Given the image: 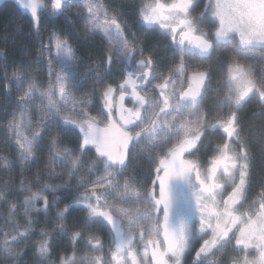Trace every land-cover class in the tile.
<instances>
[{"label": "snow or ice", "instance_id": "6c2138e0", "mask_svg": "<svg viewBox=\"0 0 264 264\" xmlns=\"http://www.w3.org/2000/svg\"><path fill=\"white\" fill-rule=\"evenodd\" d=\"M16 3L29 15L39 43L35 59L22 63L5 85L7 92L13 86L17 92L16 107L0 125L15 159L0 153V170L10 176L13 166L21 173L36 169L35 189L21 179L19 190L30 194L18 204L11 199L12 181L0 186V202L7 207L0 264H188L186 256L191 264H264V121L246 124L238 115L253 96L264 109V69L257 74L241 62L257 57L259 49L264 63V0H207L198 16L193 12L199 0H141L134 6L140 28L161 32L174 49V59L163 69L152 53L145 54L122 3ZM74 10L86 34L106 44L104 58L90 62L86 73L68 36L55 31L40 36L42 14L59 18ZM206 23L208 30L202 27ZM223 45L232 47L226 53L223 95L217 93L212 115L205 110L212 73L193 67L186 57L208 60ZM34 65L46 69V80L32 74ZM4 76L9 79L7 71ZM89 79L92 91L83 92ZM258 115L264 117V111ZM55 129L69 142L53 134ZM216 131L222 142L206 145L205 134ZM142 158L150 164L147 180L140 176ZM77 211L83 216L69 225ZM40 215L54 217L53 227L40 229L32 244L33 217ZM93 225L107 230V242L89 231ZM52 233L67 238L70 256L51 258ZM81 240L99 255L78 259ZM230 246L238 255L217 257Z\"/></svg>", "mask_w": 264, "mask_h": 264}, {"label": "trees", "instance_id": "16d2710c", "mask_svg": "<svg viewBox=\"0 0 264 264\" xmlns=\"http://www.w3.org/2000/svg\"><path fill=\"white\" fill-rule=\"evenodd\" d=\"M134 0H111L112 3L120 4L122 3L126 8L125 17L132 26V30L138 31V34L142 37L145 43L151 44H163V40L152 32H142V28L139 26V22L136 21L134 6L137 3L132 2ZM71 21V23H69ZM52 31L61 33L62 35L68 36L73 47L77 50V54L82 58L80 60V69L88 70L90 62L92 64L99 63L104 57L103 52L106 49V44L100 40L99 37H93L90 34H86V29L83 23L77 21L76 11L68 13L67 16H61L59 18L55 17H45L42 15L40 36L47 38L48 34ZM5 36L8 37L7 42H5ZM139 36V35H138ZM75 37H78L76 39ZM38 40L35 34L31 30L30 17L26 14L16 3V0H0V53L3 54V59H0V125L5 122V115L15 108L14 101L16 100V90L13 86L11 92H7L5 89L6 84H11V73L18 69L22 63H26L29 60H34L37 54ZM88 65V66H87ZM6 66V68H5ZM7 71L9 79L6 80L4 73ZM32 74L38 78L46 80V69L34 65L32 68ZM101 75H104L103 73ZM89 83V82H88ZM99 87V85H97ZM85 87L89 88L86 83ZM97 87V88H98ZM1 132V127H0ZM59 133L63 142L68 143L69 141L64 138L63 130L55 129L53 134ZM75 136V133H73ZM71 146V145H70ZM0 153L5 155H10L12 159H15V150L8 144H5L1 140L0 133ZM47 158V152L41 154L40 159L45 161ZM58 172H63V169L57 168ZM35 172L36 169H26L21 173L20 169L13 166L11 170V175H5L2 170H0V186H3L6 181L11 180L15 187L12 190L11 199L16 201L18 204L22 202L25 195L30 193L21 192L19 190V181L21 179L26 180L29 184L33 185L35 189ZM64 180H67V176H64ZM74 180V179H73ZM73 180L70 183H73ZM61 180H56L55 183H61ZM61 195V193H57ZM51 196L49 199L51 200ZM67 201H65L66 203ZM62 206V205H61ZM37 207H42V205H37ZM22 211V209H21ZM7 216V207L0 202V226L5 223L4 217ZM45 218L44 216H34L33 219L36 221V228L34 231V237L38 234L40 229H46L49 231V223L51 219ZM20 223L24 222L23 216L17 217ZM45 219H48V223H43ZM62 242H59L61 244ZM56 245V242L54 241ZM53 247V251H58L60 247ZM71 248V247H70ZM66 252V256H69L72 250ZM61 250V249H60ZM59 250V251H60ZM77 252V250H76ZM65 254V253H64ZM31 255V253H29ZM58 256H56L57 259ZM52 259L54 256L52 255ZM55 259V260H56Z\"/></svg>", "mask_w": 264, "mask_h": 264}, {"label": "flooded vegetation", "instance_id": "af4514ba", "mask_svg": "<svg viewBox=\"0 0 264 264\" xmlns=\"http://www.w3.org/2000/svg\"><path fill=\"white\" fill-rule=\"evenodd\" d=\"M133 31H135V29ZM143 31L152 32V33L156 34L159 37V39L163 40V44L145 43V41H143L140 34H138V31H135L137 33V37L139 38V40L143 44V47L145 49V54L147 55L148 53H152L154 56V59H156L158 62L157 66L159 68L163 69L166 65H169L170 62L174 59V57H175L174 49L170 46L167 36L163 35L161 32H159V31H146L145 29H143L141 33H144ZM222 47L223 48L218 49V51L216 53H214L212 55V57L208 60L200 59L199 57H186L187 63L191 64L193 67H200L201 70H209L212 73L213 79L211 82V90L208 94L207 100L205 101V110L209 111L210 114H212V115H214L216 112V109L212 108L211 106L216 103L217 93L219 92L221 98L223 95V90L221 88V85L223 83L224 74L226 71V61H227L226 53H228V51H225V49H227L228 47H227V45H223ZM224 47H227V48H224ZM247 62H249V61L247 60ZM243 63H244V61H243ZM245 64L250 65L248 63H245ZM250 66L254 69V66L252 64ZM260 66H262V65H260ZM257 74H258V72H257ZM126 103H128V102L126 101ZM128 106L131 107V104L128 103ZM227 111H228L227 108L223 109V113H227ZM262 111H264V109L261 108L260 101H259L258 97L253 96L248 101V103L245 105L243 111L241 113H239L238 115H241L244 118V122L246 124H255V125L259 126L260 123L262 121H264V117L258 115V113H260ZM205 135L208 137V140L205 141L206 145L211 143V145L214 146L215 144L220 143L223 140V136H222L221 132H219V131L207 132ZM208 154H211L210 148L208 149ZM204 157H205V153L201 152L200 158L202 159V161H203ZM93 159H94V156H93ZM140 166H141L140 176L143 179L147 180L148 175H149V168H150V164L147 161V159L142 158L140 160ZM255 171H256L257 175H259V173L261 171L259 158H258V162H257V166H256ZM254 196H255L254 192L250 193L249 199L251 200Z\"/></svg>", "mask_w": 264, "mask_h": 264}, {"label": "rangeland", "instance_id": "374dc122", "mask_svg": "<svg viewBox=\"0 0 264 264\" xmlns=\"http://www.w3.org/2000/svg\"><path fill=\"white\" fill-rule=\"evenodd\" d=\"M132 2H134V3H137V4H139L140 2H141V0H134V1H132ZM207 2V0H199V3H200V7H198L194 12H193V15L194 16H198L199 14H200V12H202L203 11V5L205 4ZM76 11V10H75ZM42 15H44V14H42ZM135 17H136V15H134ZM126 18V17H125ZM136 21H137V19H136ZM130 24V23H129ZM202 27H204V29L205 30H208V24L206 23V24H204V25H202ZM228 47V48H227ZM227 47H224V48H227V49H225V51H228V53L230 52L229 50H230V48L232 47L231 45H227ZM221 48H223L222 46H221ZM257 51V53H258V55H257V57H249V58H242L241 59V62L243 63V61H244V63H248V64H252L253 66H254V69L259 73V71L261 70V69H264V63H262L261 62V60H260V58H259V54H260V51L261 50H259V49H257L256 50ZM247 60L249 61V62H247ZM252 60V61H251ZM260 65H262V66H260ZM88 66V65H87ZM82 69H80V71H81ZM82 72V71H81ZM83 72H87V70H83ZM102 74V73H101ZM113 75L115 76V78L116 79H119L120 77H119V75H118V73L116 72V71H114V73H113ZM89 82V83H88ZM88 85H89V90H88V87H85L84 89H83V92H91L92 91V84H91V80L89 79L87 82H86ZM96 87H98V86H96ZM16 90V89H15ZM82 93L81 92H77V93H74V95H76V96H79V95H81ZM16 96H17V93L15 94ZM16 107V106H15ZM98 110H99V104L97 103V105H96V108L95 109H90V111L92 112V114L93 115H98ZM33 111H35V110H33ZM3 125V124H2ZM1 140L4 142V140L6 139V133H5V131H4V129H3V127H1ZM45 152H46V150H45ZM93 156H94V154H92V153H90L89 154V158L90 159H93ZM90 179H95V177H90ZM75 183H76V180H73V183H72V185H75ZM80 191H83V189H80ZM83 216V213H80V212H73L72 213V215L69 217V219L67 220V223L69 224V225H71L72 223H73V220H75L77 217H82ZM54 219V218H53ZM81 223L83 222L82 221V219H81V221H80ZM52 227H53V225H52V223L50 222L49 223V231H51V229H52ZM90 232H99V235H100V237H101V239H103L105 242H107V239H108V237H107V230L105 229V228H103V227H100V226H97V225H93L92 226V228L89 230ZM38 234H39V232H38ZM36 235L35 236V238L34 239H32V241H31V243L32 244H35L36 242H37V240L39 239V235ZM52 235L55 237V242H56V245L54 244V247L56 248V247H60L59 248V250L58 251H53V256H54V258H53V260H55L56 259V256H60V255H64V256H66V252H68L69 250V248L71 247L70 246V244H69V242H68V240H67V238H65V237H61V236H58V235H56L55 233H52ZM59 242H62L61 244H59ZM200 243H202V241H200ZM194 247L195 248H198L199 247V244H196V245H194ZM54 248V249H55ZM70 250H72L71 248H70ZM76 250H77V258L79 259L81 256H85V255H99V253H92L91 252V249L88 247V245L85 243V241H83V240H81V241H78L77 242V245H76ZM65 253V254H64ZM71 253H72V251L70 252V254H69V256L71 255ZM105 256L107 257V250H105ZM236 255H238L232 248H231V246L229 247V251L227 252V253H225L224 255H221V254H217V257L218 258H220V259H224V260H227L229 257H232V256H236ZM239 255H242V253H240ZM248 255H249V258H252L254 255H255V253L254 252H252L251 250H249V252H248ZM192 256L194 257V251L192 252ZM186 259H187V261H188V264H191V260L190 259H188L187 258V256H186ZM81 264H86V262H84V261H81Z\"/></svg>", "mask_w": 264, "mask_h": 264}]
</instances>
